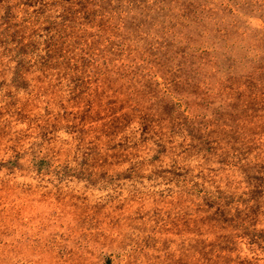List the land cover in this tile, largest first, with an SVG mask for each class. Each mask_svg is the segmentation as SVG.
<instances>
[{
	"label": "rangeland",
	"instance_id": "374dc122",
	"mask_svg": "<svg viewBox=\"0 0 264 264\" xmlns=\"http://www.w3.org/2000/svg\"><path fill=\"white\" fill-rule=\"evenodd\" d=\"M0 264H264V0H0Z\"/></svg>",
	"mask_w": 264,
	"mask_h": 264
}]
</instances>
